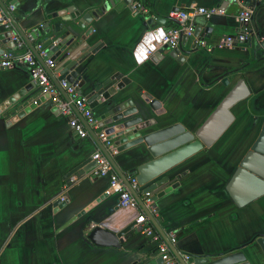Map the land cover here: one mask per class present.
Instances as JSON below:
<instances>
[{
    "label": "crops",
    "instance_id": "crops-1",
    "mask_svg": "<svg viewBox=\"0 0 264 264\" xmlns=\"http://www.w3.org/2000/svg\"><path fill=\"white\" fill-rule=\"evenodd\" d=\"M2 1L24 32L45 23L52 36L64 32L62 38H68L83 33L73 17L108 0ZM137 1L149 8L146 17L154 12L170 18L175 9L190 6L220 8L224 13L196 20L199 34L186 39L183 50L196 49L184 63L165 54L154 64L139 63L133 51L144 13L130 10L131 0H124L120 9L107 7L86 27L93 29L87 45L102 46L81 66L83 77L90 81L120 74L130 81L126 94L135 104L144 107L140 96L155 99L170 114V123L191 132L201 127L236 83L244 82L248 94L229 109L232 120L214 143L167 173L175 187L153 203V217L166 237L177 236L173 246L181 256L217 258L240 250L255 264L261 259L256 239L264 236V195L248 202L249 191L238 184L236 192L245 201L238 207L227 187L264 123V0L255 2L249 24L253 36L243 44L236 40L242 4L233 0ZM0 16V34L9 32L11 41L16 33L12 26H4L3 20L10 21L1 9ZM57 59L51 70L56 79L62 71ZM25 84L38 91L25 67L0 69V99ZM37 101L39 105L16 122L7 125L0 120V264H145L160 257V241L138 230L137 211L119 208L117 197L104 195L107 178L87 174L64 180L97 146L90 138L71 135V115L62 116L41 95ZM146 117L164 120V115L154 117L150 111ZM122 161L121 171L130 179L134 164ZM143 190L141 186L137 190L141 199ZM57 199L68 203L54 212ZM73 217L76 220L64 226ZM133 221L136 224L119 250L96 247L86 238L89 222L90 227L103 225L117 232Z\"/></svg>",
    "mask_w": 264,
    "mask_h": 264
},
{
    "label": "water",
    "instance_id": "water-1",
    "mask_svg": "<svg viewBox=\"0 0 264 264\" xmlns=\"http://www.w3.org/2000/svg\"><path fill=\"white\" fill-rule=\"evenodd\" d=\"M10 5H13V3L11 2ZM124 6V0H108L107 3H104L98 9L88 11L82 15L77 14L72 20L78 19L77 27L83 33L78 37L69 35L68 38H62L64 32L52 36L49 25L45 23L24 32L18 26L6 5L0 0V9L10 21L12 32L22 38L34 56L43 64L44 59L39 58L36 50V47L40 46V50H46L48 57L52 60L58 58L57 61L61 64L62 70L60 77L56 79L49 70L47 71L48 76L65 99L67 97L59 87V82L62 80L74 86L75 90L81 93L79 95L85 99L88 108L91 109L97 122V127L104 131L108 139L113 142L115 153H108L98 139V133L86 126L89 137L109 160L117 175L130 188L128 179L121 171L120 165L123 163L122 159L124 162L127 160V163H133L132 169L134 173H132L131 177H135L138 185L144 187L142 194H148L149 199L154 203L175 187V183L169 180L167 173L192 155L203 148L210 147L214 143L232 120L229 109L245 98L248 91L242 80L236 83L201 127L191 132L179 123H170L171 116L170 114L166 115V110L162 108L161 102L155 99H148L146 96H140L144 107L135 104L126 94L130 81L120 74H113L102 80L92 79L87 81L83 77L84 69L80 68L102 45L100 43L91 46L87 45L93 29L86 27L93 20L98 19L107 7L120 9ZM132 7L133 3L129 6V9L133 10ZM177 10L175 9L174 11ZM142 13H144L142 14V28L133 49L137 61L139 63L150 61L157 64L166 54L167 57L176 60L178 63H184L186 57L196 49L194 47V49L188 51L183 50L186 37H182L179 47L175 50L168 51L165 47L158 48V44L166 31L167 22L174 24H177V22L169 17H160L154 12L150 17H146L145 14H149V8H147L146 12L142 11ZM198 34V28H195L194 37L198 36ZM13 48L14 44L10 41V33L0 34V55L5 50ZM180 52L181 56L179 55ZM261 61H264V59ZM38 95H40L39 88L38 91H35V89H32V85L25 84L8 95L1 96L0 120L10 125L25 117L39 105L37 101ZM72 108L76 112L75 108ZM149 111L154 117L164 115V120L160 121L153 117H146ZM162 122L163 124H161ZM70 132L74 138H77L76 134L72 131ZM263 143L264 123L260 137L240 161L227 187L230 197L238 207L245 203V201L240 200L236 192L238 184L243 185L249 191L248 202L264 195ZM94 165L95 162L92 157L77 162L71 171L65 175L64 180L69 182L72 177L79 179L87 174L90 175ZM132 194L136 197L147 219L167 243L180 264H250L240 250L217 258L189 257L187 261H184L174 246L168 242L153 215L144 207L140 196L133 191ZM67 203L68 201L65 199H57L53 203L54 212L64 208ZM89 209L91 208L84 212ZM82 214L80 213V215ZM137 214L139 216L138 211ZM74 220H76V217L71 218L64 226L69 225ZM135 224L136 222L133 221L127 227L114 232L103 225L90 227L91 223L89 222V226L86 225L85 228L86 238L96 247L119 250L122 247L123 237L133 229ZM256 244L260 249L261 259L255 264H264V236L258 237ZM145 264H163V261L161 257H158Z\"/></svg>",
    "mask_w": 264,
    "mask_h": 264
},
{
    "label": "built area",
    "instance_id": "built-area-1",
    "mask_svg": "<svg viewBox=\"0 0 264 264\" xmlns=\"http://www.w3.org/2000/svg\"><path fill=\"white\" fill-rule=\"evenodd\" d=\"M133 7L137 10L146 12L147 6L137 0H131ZM237 4H242L241 10L237 15V22L239 24V33L236 37L237 43L243 44L249 41L252 32L249 30V24L252 20L255 10V0H233ZM244 4L246 5H243ZM224 11L220 8H204L190 6L184 9H178L170 13V18L174 19L177 24L171 23L167 26L163 38L158 44V48L165 47L168 51L175 50L179 47L182 37L186 39H193L196 20L202 18L206 21L212 19L216 15L223 14ZM0 16V20H2ZM5 27L10 29L11 24L7 20H3ZM11 42L14 44L13 49L5 50L0 55V69L10 70L15 67H25L29 71L30 79L36 87L39 88L40 95L46 101L55 107L62 116H70L68 121L69 131L76 134L78 139L90 138L88 130L90 127L93 131L98 133V139L102 146L108 153H115L113 142L108 139L106 133L97 127V122L92 114L91 109L88 108L85 99L78 94L75 87L69 85L65 80L59 82V87L62 89L67 97L65 99L57 86L48 76L47 71H51L55 67V61L48 57L46 50H40V46L36 47L38 56L44 59L43 64L34 56L32 51L27 47L22 38L14 34L11 37ZM196 46L197 42L194 40ZM75 108V111L73 108ZM79 115V116H78ZM95 165L90 172L94 178H107L109 181L108 187L104 191L105 196H115L118 199V207L122 209H132L139 212V217L136 222L140 227L138 230L143 235H146L155 242L160 241L157 248V254L161 257L163 264H180L176 257L169 249L167 243L162 239L158 232L154 229L150 221L145 216V213L140 208L136 197L132 194L137 193L138 183L135 177L128 179L129 187L121 180V178L114 171L109 160L104 156L101 150L97 147L95 152L91 155ZM144 207L153 215L155 209L153 203L149 199V195H143L141 199ZM168 242L173 246L176 242L177 236L170 233L166 237ZM184 261H187L189 256H181Z\"/></svg>",
    "mask_w": 264,
    "mask_h": 264
}]
</instances>
